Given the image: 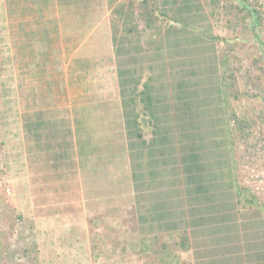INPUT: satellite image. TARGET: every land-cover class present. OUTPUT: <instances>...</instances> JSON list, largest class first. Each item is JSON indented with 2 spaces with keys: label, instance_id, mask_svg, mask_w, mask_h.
Masks as SVG:
<instances>
[{
  "label": "crops",
  "instance_id": "crops-1",
  "mask_svg": "<svg viewBox=\"0 0 264 264\" xmlns=\"http://www.w3.org/2000/svg\"><path fill=\"white\" fill-rule=\"evenodd\" d=\"M123 1L113 24L111 0H0L18 133L61 120L90 203L118 216L127 204L163 260L172 243L179 264H264V206L235 189L207 4L158 0L138 14Z\"/></svg>",
  "mask_w": 264,
  "mask_h": 264
},
{
  "label": "rangeland",
  "instance_id": "rangeland-1",
  "mask_svg": "<svg viewBox=\"0 0 264 264\" xmlns=\"http://www.w3.org/2000/svg\"><path fill=\"white\" fill-rule=\"evenodd\" d=\"M111 1L114 24L117 0ZM203 1L228 111L235 117L234 172L264 206V0ZM157 5L158 0H138V14ZM5 54L0 28V264H179L172 243L165 260L147 248L145 237L133 229L127 204L118 216L90 203L71 141L61 135L66 128L61 120L48 130L27 118L25 139L18 133L16 103L11 108L3 87Z\"/></svg>",
  "mask_w": 264,
  "mask_h": 264
},
{
  "label": "trees",
  "instance_id": "trees-1",
  "mask_svg": "<svg viewBox=\"0 0 264 264\" xmlns=\"http://www.w3.org/2000/svg\"><path fill=\"white\" fill-rule=\"evenodd\" d=\"M254 14V17L255 19H257L258 21L261 19V16L259 14L258 11H254L253 12ZM264 45V44H263ZM226 101V99H225ZM235 118V117H234ZM233 118V120H235ZM129 127V126H128ZM236 129L238 130V127L236 126ZM240 129V127H239ZM233 131H234V124H233ZM229 130H228V134H229ZM62 141H64L63 139H61ZM235 174V173H234ZM234 179H235V189H236V192H237V195L239 196V198L241 199V201H246V200H249V201H255L254 200V197L251 196L250 192L247 190L246 186L238 183V180H237V176L234 175Z\"/></svg>",
  "mask_w": 264,
  "mask_h": 264
}]
</instances>
